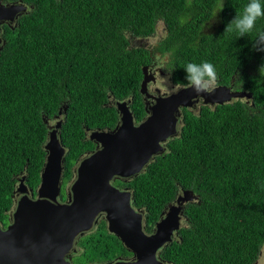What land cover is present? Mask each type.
<instances>
[{
    "label": "trees",
    "instance_id": "1",
    "mask_svg": "<svg viewBox=\"0 0 264 264\" xmlns=\"http://www.w3.org/2000/svg\"><path fill=\"white\" fill-rule=\"evenodd\" d=\"M21 1L26 11L4 26L0 44V224L14 207L19 179L33 191L40 185L46 120L62 110L63 188L94 150L88 132L116 127L115 102L130 100L135 120L144 117V68L161 65L183 88L185 65L208 61L215 86L249 93V100L184 108L164 151L115 186L151 220L179 194L193 197L176 239L161 250L170 264H254L264 245V52L253 41L264 18L238 37L224 30L248 0ZM159 23L162 35L142 43ZM113 244L115 237L99 233L78 243L88 262Z\"/></svg>",
    "mask_w": 264,
    "mask_h": 264
},
{
    "label": "water",
    "instance_id": "2",
    "mask_svg": "<svg viewBox=\"0 0 264 264\" xmlns=\"http://www.w3.org/2000/svg\"><path fill=\"white\" fill-rule=\"evenodd\" d=\"M25 11L26 7L21 5H0V24L14 21ZM147 69H143L141 94L150 79L146 75ZM250 96L249 93H232L220 86L211 92H196L186 86L158 99L151 108L150 117L137 126L127 102H115L119 116L117 126L113 130L88 132V139L97 145V149L76 164L75 178L66 196L68 201L63 204L58 199L65 155L57 135L61 123L57 122L53 130L49 127L36 198L31 199L34 192L24 184L25 177L19 179L14 190L18 199L10 224L6 229H0V264H70L64 257L76 252L77 242L92 232L101 215L107 222L108 231L135 253L137 264H159L155 259L156 251L173 242V235L180 229L183 206L192 202L193 197L187 192L177 196V205L171 206L157 223L154 234L145 236L140 229L139 217H134L130 206V192L119 190L112 181L133 178L153 156L164 151L163 145L176 135L179 107L189 108L199 98L213 106L236 98L249 100ZM61 114L62 110H59L58 116Z\"/></svg>",
    "mask_w": 264,
    "mask_h": 264
},
{
    "label": "flooded vegetation",
    "instance_id": "3",
    "mask_svg": "<svg viewBox=\"0 0 264 264\" xmlns=\"http://www.w3.org/2000/svg\"><path fill=\"white\" fill-rule=\"evenodd\" d=\"M0 5L5 6V7H9V6H12V5H14V6L21 5V6L25 7L21 0H1L0 1ZM17 16L15 17L14 21H12V22H4V23L0 24V39H1V42H2L1 35H2L3 30H4V26H8V27L14 26L15 22L17 21ZM145 41H147V40H145ZM0 44H2V43H0ZM146 45H147V43H146ZM154 66H156V67H154ZM161 68H162L161 65L158 66L157 63H153L151 66H149V68L146 71V73H147L146 75H148V77L150 79H148L147 83L145 84L144 93L141 94L142 95L144 117L141 120L137 121V120H135V118L133 116L134 125H136V126L138 124H140L141 122H143L144 120H146L148 117H150V115L152 113V109L151 108L157 103L158 99L166 98L167 96L174 94L176 91H178V90H180L182 88V87H177V86H171L169 89H166L165 87L161 86L160 83H159V76L163 72ZM212 88L214 90L215 88H217V86H215L213 84ZM124 101L127 102L129 111L131 112V108H130V102L131 101H129V100H124ZM203 101H204L203 99L199 98L195 102L193 101L192 106L187 108V109L190 110V111H197L202 106H206V105L211 106V104H209L208 102L207 103H203ZM184 108L185 107H179V109H178L179 117H178L177 131L179 129L181 115L183 113ZM62 114L59 115L58 117L57 116L54 117L51 121H48V124H47L48 132H49V127H50V130H53V129L56 128L57 122L60 121V123H61L60 118H61ZM58 130H57V135H59ZM176 134H177V132H176ZM165 144L163 145L164 148H165ZM96 149H97V145L94 143V150L92 152H94ZM91 153H89L87 155H90ZM74 178L69 183H72ZM118 180H119V182L128 181V180H124V179H114L112 181V185L115 186V182L118 181ZM61 190H62V187H61ZM119 190H124V189H119ZM35 191H33L34 195H33V198H31V199H35L36 198ZM66 196H67V193H66ZM17 199H18V197L14 193V201L17 200ZM58 199H59V202L62 203V204L66 203V200L68 201L67 197L64 198L63 196L61 198L59 197ZM175 200H174V202L172 204H170L169 206H167L164 210H162L160 212V214L158 215L156 220H151L150 218H148L147 217V213H146L144 208L133 207L132 206V202L130 201V206L134 210V217L135 218L139 217L140 229H141L143 235L151 236V235L154 234L157 223H159L165 217L166 212L171 208V206L177 205ZM185 205L186 204H184L183 209L185 208ZM13 209H14V207H13ZM13 209H12V211H13ZM12 211L9 212L8 219L6 221V225L3 226V225L0 224V229L1 230L6 229V227L10 224ZM184 224H185V219H184V215L182 214V217H181V220H180V228L183 227ZM91 233H99V234H103L104 236L115 237L117 242H118V244L103 246L101 249H106V252L108 254H97L95 260H93L91 262H88V261L84 260L86 263L84 261H83L84 263H77L76 258L79 255H83L81 253V252H83V248H82L83 246L78 245L79 242H77L76 252L74 254L67 255V256L64 257L66 262H69L70 264H137V262H138L137 260L138 259H137V256L135 255V253L130 251L128 248H126L121 243L119 238H117L113 233H110L108 231L107 222H106V220H105L103 215H101V217H99V219H98V221H97V223H96V225L93 228ZM91 233H89V234H91ZM177 233L178 232H176L173 235V241L176 239V234ZM89 234H87V235H89ZM166 246L167 245L159 248L156 251V253H155V259L159 262V264H170L169 262L163 260L161 258V256H160L161 250L164 247H166ZM85 248H88V247L86 246ZM261 255H262V252H259V258L261 257ZM254 264H258V260Z\"/></svg>",
    "mask_w": 264,
    "mask_h": 264
},
{
    "label": "clouds",
    "instance_id": "4",
    "mask_svg": "<svg viewBox=\"0 0 264 264\" xmlns=\"http://www.w3.org/2000/svg\"><path fill=\"white\" fill-rule=\"evenodd\" d=\"M222 7L223 5L218 11L222 10ZM261 18H264V0H248L243 10L235 14L224 31L235 32L238 37L246 36L256 29L257 21ZM253 48L264 52V30H256ZM184 70L185 79L194 91L211 92L213 90L212 85L217 79V72L215 65L211 62L203 61L199 64L189 62L185 65Z\"/></svg>",
    "mask_w": 264,
    "mask_h": 264
},
{
    "label": "rangeland",
    "instance_id": "5",
    "mask_svg": "<svg viewBox=\"0 0 264 264\" xmlns=\"http://www.w3.org/2000/svg\"><path fill=\"white\" fill-rule=\"evenodd\" d=\"M162 32H163V25L162 24H157V29H156V33L153 37H151L149 40L145 41V42H142V43H147V46L150 45L151 43H153L158 37L159 35H162ZM156 67V66H154ZM153 67V68H154ZM158 79V78H157ZM159 83L161 86L165 87L166 89H169L171 86H173L170 81H169V77H168V74L166 72H162L159 76ZM71 185V183L67 185H65L62 190H61V193H62V196L64 198H66V193L68 192V189H69V186ZM262 252V255L261 257L258 259V264H264V245L263 247L261 248V251ZM76 261L77 263H84L83 262V255H79L77 258H76Z\"/></svg>",
    "mask_w": 264,
    "mask_h": 264
}]
</instances>
